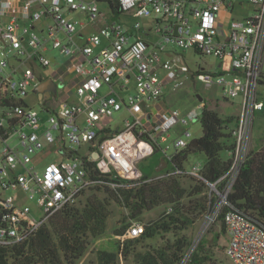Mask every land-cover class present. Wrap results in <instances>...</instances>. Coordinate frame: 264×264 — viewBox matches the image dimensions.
<instances>
[{
    "label": "built area",
    "instance_id": "2783aa9c",
    "mask_svg": "<svg viewBox=\"0 0 264 264\" xmlns=\"http://www.w3.org/2000/svg\"><path fill=\"white\" fill-rule=\"evenodd\" d=\"M247 2L253 5L250 14L232 19L222 36L221 13L232 15L244 0H0V246L30 241L64 207L98 189L95 171L106 175L112 189L141 180V163L160 150L167 165L155 178L207 184L209 208L200 236L223 214L226 254L235 264H264V226L228 200L248 155L255 114L264 109V0ZM66 11L86 17L77 20ZM88 24L93 31L86 30ZM171 45L219 59V70H200L198 78L222 84L228 99L241 98V116L225 129L233 144L227 151L231 167L215 181L205 179V164L175 162L199 138L187 127L198 114L152 106L168 84L180 86ZM54 50L71 58L50 78L66 85L69 76L78 101L60 96L59 87L49 98L39 97L37 108L27 97L32 90L39 96L36 87L48 79L40 67L57 62ZM123 111V124L112 126ZM173 132L180 134L167 143ZM143 232L135 220L119 239Z\"/></svg>",
    "mask_w": 264,
    "mask_h": 264
},
{
    "label": "trees",
    "instance_id": "16d2710c",
    "mask_svg": "<svg viewBox=\"0 0 264 264\" xmlns=\"http://www.w3.org/2000/svg\"><path fill=\"white\" fill-rule=\"evenodd\" d=\"M199 120L202 135L198 145L191 144L179 151L175 162L183 166L191 153L202 151L207 156L203 175L206 180L215 181L231 167V158L225 159L222 153L233 147L232 143L228 144L230 135L225 129L226 124L236 118H223L204 104ZM161 155L157 150L153 155L156 161L149 170L143 169L141 180L128 181L125 186L117 185L113 189L107 184L106 175L95 171L98 180H101L97 190L105 194L103 198L91 194L84 205H67L30 241L12 248L0 246V264H78L92 241L106 234L112 201L129 210V217L136 220L160 205L170 208L158 219L143 223L144 232L140 236L124 241L119 239L116 251L100 250L98 264H118L121 256H133L139 264H181L192 245L188 231L209 208L207 184L197 181L196 187L188 194L181 177L155 178L153 174L162 160ZM228 200L245 209L264 226V147L248 153ZM223 218L222 214L220 229L211 246L222 245L226 250L228 236ZM129 225L116 230L115 234L118 237L125 234ZM159 240L163 244L155 247L153 241ZM204 246V243L198 245L186 264H217L214 254Z\"/></svg>",
    "mask_w": 264,
    "mask_h": 264
},
{
    "label": "rangeland",
    "instance_id": "374dc122",
    "mask_svg": "<svg viewBox=\"0 0 264 264\" xmlns=\"http://www.w3.org/2000/svg\"><path fill=\"white\" fill-rule=\"evenodd\" d=\"M248 0H244L243 7L237 6L233 14L227 16V22L222 21V36H225V29L230 28L232 19H242L243 11H246V14H250L248 12L253 5H251ZM100 9L109 13V7L106 2L100 3ZM252 13V12H251ZM65 14L67 16H74L75 19L81 20L86 17L83 13L74 12L70 13L66 11ZM158 15V14H156ZM245 15V14H244ZM155 16V15H154ZM222 19H225V14H223ZM148 19H141L142 22H146ZM88 21V20H87ZM86 30L93 31L92 25L88 24ZM158 36L151 34L152 39H156ZM168 49L173 52V65L175 69L179 70V82L180 86L178 88L172 87L171 84H168L165 87V91L163 96L161 97L159 102L152 103V106L164 107L165 109H178L184 115H188L190 112L195 111L198 116L202 115L203 106L206 104L209 108L216 110L223 118L227 117H235L239 118L242 114V102L240 97L235 98H226L223 93L224 86L219 83H215L212 86L208 85L207 82L200 80L197 76L198 71L207 70L215 73L219 70V59L214 56L203 55L196 52L193 49H184L182 47H174L169 46ZM52 56L57 57V62L48 65L47 67H40V72L47 78L54 77L57 73H59L62 68L63 71L66 68V65L70 63V55L60 54L59 51H52ZM228 68L229 65L226 62L225 68ZM166 71L162 70L161 75L165 76ZM67 75H70L69 73ZM229 77V76H228ZM69 81V76L66 78V86ZM135 80L133 79V83ZM60 91V96L63 94L64 89ZM259 95L260 98L264 101V68H263V81L259 86ZM27 100L33 103L37 108H40V98L39 96L32 90ZM70 101H78V97H69ZM128 117V112L123 111L117 114L116 120L112 123V126L122 125L123 121ZM200 119V118H199ZM192 121L187 127H190L194 137H201L202 135V125L200 120ZM234 125V124H232ZM180 133L173 132V137L169 139L167 143H172V140L175 135ZM166 144V143H165ZM1 147V145H0ZM264 147V109L262 111H257L254 118V126L252 131L251 144L248 153L253 149H261ZM83 148H85L83 146ZM224 158H228V152L224 151L222 153ZM55 156L48 157L45 162L40 164L39 169L44 170L45 165L55 160ZM162 157V155H161ZM156 161L155 156H151L148 159L144 160L141 163V168L144 170H149V167L154 164ZM207 162V156L202 151H197L191 153L188 159V165L193 163H200L204 165ZM143 170V171H144ZM154 173L153 175H155ZM182 185L187 189L188 194L190 191L196 187L198 182L192 178L181 177L180 178ZM14 194H19V192H10ZM91 194H97L101 198L105 196L103 192H99L97 189H91L85 191L76 202V205H84L86 199ZM194 197H197L194 196ZM188 202V198L185 199ZM31 203V201H29ZM112 210L111 216L107 220V232L105 235L94 239L87 250L84 257L78 262V264H98V254L100 250L107 251H116L119 243V237L115 234L116 230H121L124 227L128 226L136 219H132L129 217V210L120 204L112 201L111 206ZM170 207L168 205H160L151 211L145 212L141 217H139L136 221L143 223L151 222L159 217H161ZM203 216V215H202ZM202 216L200 219L189 229L188 234L192 237V245L187 251V254L181 264H186L189 259L191 253L195 248L198 247L201 243H204L205 249L213 255L214 259H216L217 264H235L234 261L226 254V250L222 245L211 246L212 240L216 237L218 230L221 226V221H217L214 225H212L202 237L200 236V229L202 225ZM131 222V223H130ZM144 225V224H143ZM200 238V239H199ZM163 244L162 241H153V245L155 247H161ZM138 249H142L139 247ZM118 264H139L135 257H119Z\"/></svg>",
    "mask_w": 264,
    "mask_h": 264
},
{
    "label": "water",
    "instance_id": "95a60500",
    "mask_svg": "<svg viewBox=\"0 0 264 264\" xmlns=\"http://www.w3.org/2000/svg\"><path fill=\"white\" fill-rule=\"evenodd\" d=\"M63 87L64 83H59L58 85L53 81L52 78H48L44 82H42L40 85H38L35 89L36 92L39 93V97L42 99L43 97L49 98L51 95V91H54L55 93L57 92V88ZM199 143V138H194L192 140V144L198 145ZM167 165V162L162 159L160 164L157 167V171H161L163 168H165Z\"/></svg>",
    "mask_w": 264,
    "mask_h": 264
},
{
    "label": "crops",
    "instance_id": "0c3cea01",
    "mask_svg": "<svg viewBox=\"0 0 264 264\" xmlns=\"http://www.w3.org/2000/svg\"><path fill=\"white\" fill-rule=\"evenodd\" d=\"M223 14H225V22H227V16H228V14H227V12L225 11V12H222L221 13V19H222V17H223ZM221 21V20H220ZM222 23H220V25H221ZM65 84H66V81H65ZM65 86L66 85H64L63 86V88H65ZM63 97H67V98H69V97H78L77 95H76V93L74 92V88L71 86V84H70V81H68V84H67V88H65L64 89V91H63Z\"/></svg>",
    "mask_w": 264,
    "mask_h": 264
},
{
    "label": "flooded vegetation",
    "instance_id": "af4514ba",
    "mask_svg": "<svg viewBox=\"0 0 264 264\" xmlns=\"http://www.w3.org/2000/svg\"><path fill=\"white\" fill-rule=\"evenodd\" d=\"M57 85H58V83L55 81V80H53ZM58 88H59V86H58ZM58 88H57V90H58ZM52 92V91H51Z\"/></svg>",
    "mask_w": 264,
    "mask_h": 264
}]
</instances>
